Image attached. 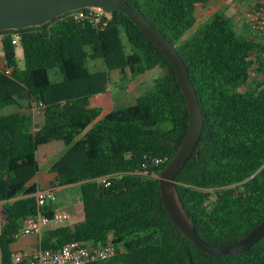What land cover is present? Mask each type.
Wrapping results in <instances>:
<instances>
[{"label":"trees","instance_id":"obj_1","mask_svg":"<svg viewBox=\"0 0 264 264\" xmlns=\"http://www.w3.org/2000/svg\"><path fill=\"white\" fill-rule=\"evenodd\" d=\"M125 1L175 45L198 94L204 116L199 153L176 175L187 213L208 245L235 243L264 219L263 40L253 31L239 34L223 10L201 21L197 9L211 0ZM70 14L0 32V107H17L0 116V264H14L11 246L24 220L52 221L55 203L38 207L34 197L36 148L51 141L69 152L55 169L54 186H78L83 220L43 231L40 249L71 241L91 251L114 247L113 256L91 264H264V235L240 255L211 256L183 235L163 206L158 178L185 138L189 113L162 51L122 12L109 13L104 25ZM153 68L164 75L129 106L108 114L90 106L92 96L106 93L110 72L137 79Z\"/></svg>","mask_w":264,"mask_h":264},{"label":"water","instance_id":"obj_2","mask_svg":"<svg viewBox=\"0 0 264 264\" xmlns=\"http://www.w3.org/2000/svg\"><path fill=\"white\" fill-rule=\"evenodd\" d=\"M82 9L124 13L137 29L162 51L176 73L186 100L189 122L182 144L158 178L163 206L175 225L185 237L208 255L235 256L250 250L264 235V219L235 243L208 245L196 232L181 199L176 175L193 154L199 153L197 145L204 129V116L186 63L175 45L158 28L137 13L125 0H0V32L41 27L60 16Z\"/></svg>","mask_w":264,"mask_h":264},{"label":"built area","instance_id":"obj_3","mask_svg":"<svg viewBox=\"0 0 264 264\" xmlns=\"http://www.w3.org/2000/svg\"><path fill=\"white\" fill-rule=\"evenodd\" d=\"M211 0L210 2H213ZM245 11V20L248 28L256 33L263 40V56H264V0H252ZM91 14H85L78 10L71 12L70 16L74 18H85L91 20L94 24L103 25L110 19L109 13L94 11L90 9ZM1 40V36H0ZM18 38L13 36L12 44H16ZM97 98V96H95ZM36 108H33V111ZM32 111V112H33ZM164 160H159L163 162ZM99 183L108 186L109 182L106 178H100ZM36 205L44 206L47 202H56V191L53 188L46 190H37L34 194ZM67 219V214L61 209H54L52 221L55 224H61ZM47 220L41 215L34 218H28L22 222V227L17 235L25 237L36 235L40 236L42 228L46 225ZM115 254L114 247L108 243L97 250H89L83 243L71 241L56 249H40L36 248L31 253L16 252L12 253L14 264H91L95 261L105 260Z\"/></svg>","mask_w":264,"mask_h":264},{"label":"crops","instance_id":"obj_4","mask_svg":"<svg viewBox=\"0 0 264 264\" xmlns=\"http://www.w3.org/2000/svg\"><path fill=\"white\" fill-rule=\"evenodd\" d=\"M0 56L2 59L1 48H0ZM147 76H148V72L144 76L137 78V80L132 77L128 79V81H131V83L133 84L125 87V89L123 90L124 93H122L116 99H111L109 95V90L107 88L106 93L95 95L97 96V98H95V96H92L93 98L90 99L89 102L90 106L100 108L103 111V114H108L111 111H115L114 109L116 105L126 100V94L130 90H136V88L138 87L140 88L141 86L144 85L145 80L148 78ZM36 113L38 114L39 111H37ZM33 116L36 124H40L43 121L42 113L41 116H38L40 119L37 122L35 117V110L33 111ZM68 156H69L68 148L61 141H51L48 144L36 148V152H35L36 179L34 182L36 183L38 190H46L49 188H53L56 191V195H57L60 191L68 190L72 187V186H64V187L54 186V178L56 176L55 169L66 164L68 162ZM59 205H60L59 203L55 202L54 209L63 210L67 214V219L65 221H69L71 225L79 223L82 220L83 210L80 201V196L69 204L67 203L63 206L62 205L59 206ZM2 223H3V201L0 198V227ZM50 228H53L52 225L50 223H47L46 225L43 226L42 232ZM39 241H40L39 235L18 237L16 238L15 242L12 244L11 251L12 253H16V252L31 253L36 248H38Z\"/></svg>","mask_w":264,"mask_h":264},{"label":"rangeland","instance_id":"obj_5","mask_svg":"<svg viewBox=\"0 0 264 264\" xmlns=\"http://www.w3.org/2000/svg\"><path fill=\"white\" fill-rule=\"evenodd\" d=\"M251 1L252 0H219V1L214 0L205 7L199 6L197 9V13L199 19L201 21H205L217 11H222V10L226 11L232 17L236 26L235 29L239 34L243 36H252L254 33L250 31V29L247 27L245 20V11H247L246 9L247 7H249ZM15 54H16L17 67L19 69H23L24 68L23 54L18 46L16 47ZM97 65H98L97 69L99 71L105 70L101 62H98ZM1 66H2V59L0 56V67ZM153 69L148 71V76H147L148 78L145 80L144 85L141 86L140 88L139 87L136 88V90H130L126 94V100L116 105L114 110H119L132 104V102L136 97L141 96L143 93H145L147 90H149L152 87L153 82L156 78H159L160 76L164 75L163 71L160 68H153ZM130 78L131 75L128 72L124 74L114 71L112 73L110 72V82L107 88L109 90V95L111 99H116L118 96L124 93L123 90L125 89V87L133 84L131 83V81H128V79ZM255 78H256V74L253 73L251 76V81H253ZM92 98L93 97H91V99ZM37 111H39L38 108L35 109L36 122L40 119L38 116H41V112L39 111V113L37 114L36 113ZM15 112H17V107H7V106L0 107V116H9ZM79 195L80 194H79L78 186L74 185L68 190L60 191L56 195V203H59L62 206L67 203L69 204L72 201H74L76 198H78ZM50 224L52 225L53 228L71 225L69 221H65L61 224H55L54 222H50Z\"/></svg>","mask_w":264,"mask_h":264}]
</instances>
